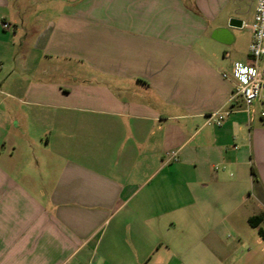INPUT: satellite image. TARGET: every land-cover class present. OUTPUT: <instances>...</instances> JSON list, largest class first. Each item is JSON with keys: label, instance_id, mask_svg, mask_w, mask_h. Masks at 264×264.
Instances as JSON below:
<instances>
[{"label": "crops", "instance_id": "obj_1", "mask_svg": "<svg viewBox=\"0 0 264 264\" xmlns=\"http://www.w3.org/2000/svg\"><path fill=\"white\" fill-rule=\"evenodd\" d=\"M257 2L0 0V264H264Z\"/></svg>", "mask_w": 264, "mask_h": 264}, {"label": "built area", "instance_id": "obj_2", "mask_svg": "<svg viewBox=\"0 0 264 264\" xmlns=\"http://www.w3.org/2000/svg\"><path fill=\"white\" fill-rule=\"evenodd\" d=\"M3 26L8 28L10 24L4 22ZM243 26L249 27L252 32L248 50L251 63L237 61L222 75L233 82L234 96L239 97L248 110L264 91V0H258L253 22L243 23ZM217 118L216 123L221 124L223 115L219 114ZM176 156V151L166 152L169 160L175 159Z\"/></svg>", "mask_w": 264, "mask_h": 264}, {"label": "trees", "instance_id": "obj_3", "mask_svg": "<svg viewBox=\"0 0 264 264\" xmlns=\"http://www.w3.org/2000/svg\"><path fill=\"white\" fill-rule=\"evenodd\" d=\"M254 174H255V172H254ZM255 219L258 220L259 217H256ZM260 233H261V235L264 237V230L260 229Z\"/></svg>", "mask_w": 264, "mask_h": 264}]
</instances>
